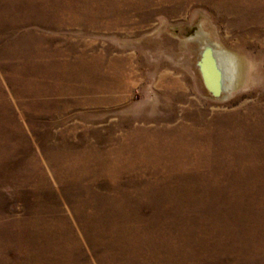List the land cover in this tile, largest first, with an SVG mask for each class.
<instances>
[{"label":"rangeland","instance_id":"1","mask_svg":"<svg viewBox=\"0 0 264 264\" xmlns=\"http://www.w3.org/2000/svg\"><path fill=\"white\" fill-rule=\"evenodd\" d=\"M0 264H264V0H0Z\"/></svg>","mask_w":264,"mask_h":264},{"label":"bare ground","instance_id":"2","mask_svg":"<svg viewBox=\"0 0 264 264\" xmlns=\"http://www.w3.org/2000/svg\"><path fill=\"white\" fill-rule=\"evenodd\" d=\"M91 11V10H90ZM44 15V14H43ZM41 15V16H43ZM42 19V18H41ZM225 54V53H224ZM217 52L207 48L203 51L202 60L200 62L203 79L207 87L212 89L223 90L225 87L223 72L221 65L216 57ZM225 68V67H223ZM52 70V69H51ZM225 72V70H224ZM29 73V72H28ZM226 74V73H225ZM226 80V79H225ZM231 85V84H230ZM175 143V142H174ZM76 210V209H75ZM33 217V216H32ZM30 217V218H32ZM36 218V217H35ZM33 219V218H32ZM50 219V218H49ZM36 220V219H35ZM38 220V219H37ZM41 220V219H40ZM39 220V222H40ZM44 220V219H43ZM47 221V220H46ZM49 221V220H48ZM51 221V220H50ZM44 223V222H43ZM51 223V222H50ZM56 223V222H55ZM28 224V222H27ZM35 224H38V222ZM61 224V223H59ZM44 225V224H43ZM51 225V224H50ZM42 226V225H41ZM49 226V225H48ZM65 234V233H64ZM70 234V233H69ZM64 236V235H63ZM66 236V235H65ZM59 237V236H58ZM70 238V237H69ZM59 239V238H58ZM61 240V239H60ZM70 240V239H69ZM69 242V241H68ZM65 243V242H64ZM71 243V242H70ZM68 246V245H67ZM67 249V248H66ZM73 249V248H72ZM65 250V249H64ZM74 250V249H73ZM63 251V250H62ZM72 251V250H71ZM64 252V251H63ZM65 252H68L65 250ZM71 253V252H70ZM73 253V252H72ZM63 256V255H62ZM66 263V262H64Z\"/></svg>","mask_w":264,"mask_h":264},{"label":"water","instance_id":"3","mask_svg":"<svg viewBox=\"0 0 264 264\" xmlns=\"http://www.w3.org/2000/svg\"><path fill=\"white\" fill-rule=\"evenodd\" d=\"M214 92L218 91V89H212Z\"/></svg>","mask_w":264,"mask_h":264}]
</instances>
